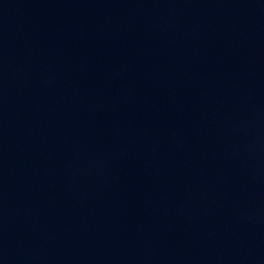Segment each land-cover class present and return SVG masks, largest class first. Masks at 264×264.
Returning a JSON list of instances; mask_svg holds the SVG:
<instances>
[{
	"label": "water",
	"instance_id": "obj_1",
	"mask_svg": "<svg viewBox=\"0 0 264 264\" xmlns=\"http://www.w3.org/2000/svg\"><path fill=\"white\" fill-rule=\"evenodd\" d=\"M115 0H0V114Z\"/></svg>",
	"mask_w": 264,
	"mask_h": 264
}]
</instances>
